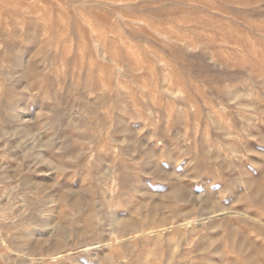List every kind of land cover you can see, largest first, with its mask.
Masks as SVG:
<instances>
[{"label": "rangeland", "instance_id": "rangeland-1", "mask_svg": "<svg viewBox=\"0 0 264 264\" xmlns=\"http://www.w3.org/2000/svg\"><path fill=\"white\" fill-rule=\"evenodd\" d=\"M1 135L0 264H264V0H0Z\"/></svg>", "mask_w": 264, "mask_h": 264}, {"label": "clouds", "instance_id": "clouds-1", "mask_svg": "<svg viewBox=\"0 0 264 264\" xmlns=\"http://www.w3.org/2000/svg\"><path fill=\"white\" fill-rule=\"evenodd\" d=\"M249 166L253 167L251 164ZM177 171H180V169H177ZM146 175L149 177L148 182L145 185L146 189L153 188V180H156L159 181V183L155 185L157 191H166V189L163 188L164 183L174 179L177 181L182 179L181 177L156 176L153 173H146ZM0 187H3V185H0ZM18 187L19 185L17 184L11 188H5L4 193L0 195V200H4L5 197H8L9 199L8 203L0 205V232L7 231L8 235L7 237H4L5 239L14 238L16 233L26 230L27 228L49 226L47 225V219L50 213L46 208L41 206L39 199L31 205L15 203V201L11 199V192L15 191ZM17 208H22V211L19 214H14ZM111 210L112 209L109 208V213ZM125 211H131V209H125ZM109 219H111V217L108 214L97 215L96 212H92L90 214V227L86 228L85 233L80 234L77 238L86 239L87 236H90L96 230L102 229ZM61 224H64L63 220L57 222L55 225H50L53 228V238L73 239V236L70 233L71 225L64 224V226L61 227ZM111 226L118 230L116 233L117 235H120L122 238L124 237L125 232L120 222H116ZM127 238L131 239L132 237L128 236Z\"/></svg>", "mask_w": 264, "mask_h": 264}, {"label": "bare ground", "instance_id": "bare-ground-1", "mask_svg": "<svg viewBox=\"0 0 264 264\" xmlns=\"http://www.w3.org/2000/svg\"><path fill=\"white\" fill-rule=\"evenodd\" d=\"M3 11H1V13H2ZM17 117V116H16ZM22 117L21 116H19V122H22ZM4 131V130H3ZM7 132V131H6ZM3 135H1L0 137H2ZM6 137V136H5ZM1 140V139H0ZM155 169V168H154ZM163 172V171H162ZM166 172V171H165ZM168 172V171H167ZM173 181V180H172ZM173 183V182H172ZM179 184V183H178ZM174 185V184H173ZM181 185V184H180ZM177 187H179V186H177ZM176 190V189H175ZM182 190V189H181ZM180 190V191H181ZM256 190V189H255ZM258 191V190H257ZM178 193V192H177ZM262 193V192H261ZM180 194H181V192H180ZM180 194H179V197H180ZM184 196V195H183ZM207 198V197H206ZM181 199H183V198H181ZM202 199V198H201ZM208 199V198H207ZM207 201H210V200H206V202ZM261 203H263V205H264V195L262 196V199H261ZM116 216V215H115ZM114 217V216H113ZM115 218V217H114ZM117 219H118V217H117ZM205 219H208V218H205ZM115 220V219H114ZM119 220V219H118ZM192 220V219H191ZM120 222V221H119ZM198 223V221L197 220H193V221H191V222H184L183 224H181V226H184V227H186V228H192L195 224H197ZM124 225V224H123ZM178 225V224H177ZM176 226V225H175ZM256 230H257V232L258 233H260V234H263L264 235V230L263 229H261V228H256ZM149 235V234H148ZM160 235V234H159ZM2 240H4V239H2ZM11 250V249H10ZM9 250V251H10ZM260 251H262L263 252V254H264V248L263 249H260ZM12 252H13V250H12ZM56 259V258H55ZM140 264V263H139Z\"/></svg>", "mask_w": 264, "mask_h": 264}]
</instances>
